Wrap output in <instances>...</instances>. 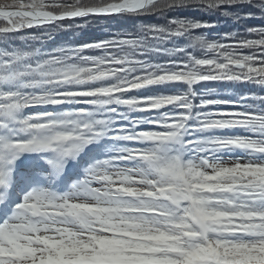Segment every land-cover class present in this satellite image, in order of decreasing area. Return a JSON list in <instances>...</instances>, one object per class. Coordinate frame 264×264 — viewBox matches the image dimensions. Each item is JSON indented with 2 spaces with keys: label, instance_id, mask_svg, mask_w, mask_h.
Returning <instances> with one entry per match:
<instances>
[{
  "label": "snow or ice",
  "instance_id": "obj_1",
  "mask_svg": "<svg viewBox=\"0 0 264 264\" xmlns=\"http://www.w3.org/2000/svg\"><path fill=\"white\" fill-rule=\"evenodd\" d=\"M0 264H264V0H0Z\"/></svg>",
  "mask_w": 264,
  "mask_h": 264
},
{
  "label": "trees",
  "instance_id": "obj_2",
  "mask_svg": "<svg viewBox=\"0 0 264 264\" xmlns=\"http://www.w3.org/2000/svg\"><path fill=\"white\" fill-rule=\"evenodd\" d=\"M181 14L194 16V17H202L203 19L209 20V21H217L219 24V27L217 29L212 30L213 32L230 30L232 27H234V25H232L230 22H225L226 20L225 17H221L218 14L205 13V12H201L195 9L185 10ZM145 19H150L152 20L150 22H155L154 18H145ZM77 23H83V21H77ZM109 23L112 25L113 29H115L118 26L115 21H106L104 19H101L98 22H96L91 29H85L83 33L76 32L75 35H73L71 32L58 33L56 35L55 40L49 42V47L52 46L53 44H58V43H61L67 40L104 36L107 34V29L103 28V26ZM251 23H256V22L253 21ZM159 90L160 89H153V91H159ZM228 94H231V93H228ZM234 131H239V130H234ZM225 134H229V133H225ZM101 144L103 146H111V141H102Z\"/></svg>",
  "mask_w": 264,
  "mask_h": 264
},
{
  "label": "rangeland",
  "instance_id": "obj_3",
  "mask_svg": "<svg viewBox=\"0 0 264 264\" xmlns=\"http://www.w3.org/2000/svg\"><path fill=\"white\" fill-rule=\"evenodd\" d=\"M94 155L97 157L100 156V158H103L105 155L104 147L95 149ZM21 160H25L26 162H31L32 158L29 157V153H25L24 156L21 157ZM86 160H87V158H85V161ZM85 161H83L82 163H84ZM41 169H42V167H39L37 173L33 174L31 176L30 182L23 186L22 191H28L32 187H42V188L47 189V190H52V189H55V188H53L54 184L57 185V188L60 186V190H61L62 188L68 187L70 185V183H72V182L68 181L66 178H64V176L66 174H62L59 176V177H61V176L63 177L64 182H63L62 178H60L59 182H58L57 181L58 176H54L51 174V168H43L42 170H44V171H42ZM39 171H42V172H39ZM27 173L30 175V171H27ZM69 176L72 177L71 179H73V181L81 178L78 175H69ZM61 186H62V188H61ZM58 192H60V191H58Z\"/></svg>",
  "mask_w": 264,
  "mask_h": 264
},
{
  "label": "bare ground",
  "instance_id": "obj_4",
  "mask_svg": "<svg viewBox=\"0 0 264 264\" xmlns=\"http://www.w3.org/2000/svg\"><path fill=\"white\" fill-rule=\"evenodd\" d=\"M64 176V175H63ZM60 178H62L63 179V177L61 176V177H57V180H59ZM64 178H66L68 181H70V182H73V179H71V177H69V175H65L64 176ZM63 182H64V179H63ZM72 183H70V185H71ZM36 185V184H35ZM70 185L68 186V187H66V188H62V186H61V188H62V192L66 189V190H68L69 189V187H70Z\"/></svg>",
  "mask_w": 264,
  "mask_h": 264
}]
</instances>
